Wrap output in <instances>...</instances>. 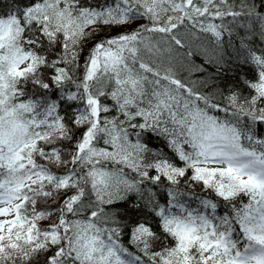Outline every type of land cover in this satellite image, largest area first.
<instances>
[{"label": "snow or ice", "instance_id": "6c2138e0", "mask_svg": "<svg viewBox=\"0 0 264 264\" xmlns=\"http://www.w3.org/2000/svg\"><path fill=\"white\" fill-rule=\"evenodd\" d=\"M4 6L0 264H264V0Z\"/></svg>", "mask_w": 264, "mask_h": 264}, {"label": "trees", "instance_id": "16d2710c", "mask_svg": "<svg viewBox=\"0 0 264 264\" xmlns=\"http://www.w3.org/2000/svg\"><path fill=\"white\" fill-rule=\"evenodd\" d=\"M6 3H7V0H4V4H0V12H3L6 10V8L4 6ZM201 59H202V57H201Z\"/></svg>", "mask_w": 264, "mask_h": 264}]
</instances>
